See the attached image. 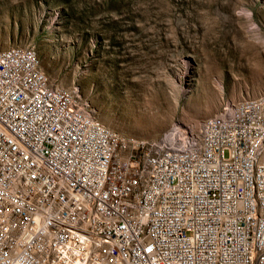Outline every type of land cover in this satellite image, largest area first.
Instances as JSON below:
<instances>
[{
	"label": "built area",
	"instance_id": "2783aa9c",
	"mask_svg": "<svg viewBox=\"0 0 264 264\" xmlns=\"http://www.w3.org/2000/svg\"><path fill=\"white\" fill-rule=\"evenodd\" d=\"M6 63L0 264H264V102L169 144L112 142L31 59Z\"/></svg>",
	"mask_w": 264,
	"mask_h": 264
},
{
	"label": "rangeland",
	"instance_id": "374dc122",
	"mask_svg": "<svg viewBox=\"0 0 264 264\" xmlns=\"http://www.w3.org/2000/svg\"><path fill=\"white\" fill-rule=\"evenodd\" d=\"M13 47L139 142L264 94V0H0V51Z\"/></svg>",
	"mask_w": 264,
	"mask_h": 264
},
{
	"label": "bare ground",
	"instance_id": "6f19581e",
	"mask_svg": "<svg viewBox=\"0 0 264 264\" xmlns=\"http://www.w3.org/2000/svg\"><path fill=\"white\" fill-rule=\"evenodd\" d=\"M28 51H29V55H24L23 52H28ZM29 59H31L32 68L37 70V78L39 80H42L43 83H45V85H52L50 83V81H48V79L42 73V71L40 69V62H39L38 56L36 55V53L32 49L30 50L28 48L13 47V48H9V49H5V50L0 51V63H6V60H22V63H29ZM5 71L6 72H14V71L25 72V65L24 64L6 63L5 64ZM18 85H25V78H18ZM32 89H40V82H32ZM57 91H59V97L60 98H75L70 92H68L66 90H62V89L57 88ZM42 97H51V90H42ZM263 102H264V94L260 95L258 97L249 99V100L240 101L238 103L226 104L221 108L220 116H228L229 109L254 107V106L259 105ZM83 112H85L87 115L92 117V121L99 124L100 134L108 135L112 142H139L137 140L119 135L115 131L107 128L100 121H98L96 119V117L91 112L85 111V110H83ZM216 116H218V114L207 119V120H205V121H203V122H208L209 120L213 119ZM176 129H177L176 125L172 126L170 128L169 132H166L158 141H155V142H159L160 140H165L166 142L164 141V143L169 144V143H167L168 142L167 139L170 136V133L174 132ZM143 141L145 142L147 140H143Z\"/></svg>",
	"mask_w": 264,
	"mask_h": 264
}]
</instances>
